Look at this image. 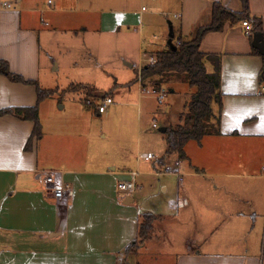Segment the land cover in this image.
Instances as JSON below:
<instances>
[{"label": "crops", "instance_id": "obj_1", "mask_svg": "<svg viewBox=\"0 0 264 264\" xmlns=\"http://www.w3.org/2000/svg\"><path fill=\"white\" fill-rule=\"evenodd\" d=\"M137 1L138 8L134 0H0V61L10 73L42 90L58 92L43 78V72L57 71L49 65L43 69L42 55L49 47L46 43L62 36L88 38L99 49L110 44L122 54L123 46L137 49L138 58L136 64L130 52L121 56V64L105 68L103 76H96L97 66L81 72L89 75L73 86L113 90L123 82L126 88L137 87L136 103L123 98L113 105L111 92L106 93L98 107L105 99L111 104L103 113L97 110L96 118L80 100L73 101L67 112L57 113L50 103L57 93L38 102L34 85L0 75V111L36 107L41 133L32 136L31 120L14 113L0 115V264H264V83H260L264 59L252 46L254 20L261 22L264 43V0H247L251 34L245 33L242 22L226 24L200 42L201 53L219 58L220 133L203 137L197 147L186 145L183 159L165 151L166 167L151 152L140 154L139 144L126 155L124 139L118 135L110 148L98 123L101 114L137 106L138 116L144 91L153 88L138 76L142 59L155 58L179 39L192 40L198 29L210 24L214 3L234 13L242 12V4L148 0V7H142L144 0ZM162 16L168 18V32L157 49L144 52L142 22L151 26ZM205 67L208 73L213 71L211 63ZM175 84L168 80L170 92ZM213 107L217 114L218 107ZM65 109L66 105L59 110ZM147 154L153 159L144 160ZM204 155H211L210 164L203 162ZM142 161L156 163L141 169ZM45 173H53L54 185L45 184ZM158 174L168 178L166 184L139 197V204L137 193L143 188L138 177ZM131 180L137 189L125 195L118 185ZM52 187L69 193L56 200ZM158 196L160 203L150 201ZM143 214L166 224L177 217L186 226L169 232L167 225L160 238L153 236L152 226L141 245L126 254L138 238ZM174 234L183 238L170 242Z\"/></svg>", "mask_w": 264, "mask_h": 264}, {"label": "rangeland", "instance_id": "obj_2", "mask_svg": "<svg viewBox=\"0 0 264 264\" xmlns=\"http://www.w3.org/2000/svg\"><path fill=\"white\" fill-rule=\"evenodd\" d=\"M134 8L140 7L139 2L134 0ZM138 3V5H137ZM148 0H144L142 3V7H148ZM144 7V8H145ZM146 19V18H145ZM160 20L155 18L154 22L150 24L151 26L147 25L145 20L142 22L143 24V38L144 41L142 42V50L144 52L151 53L157 49L162 37H165V33L168 32V18L162 16ZM164 21V22H163ZM162 26V27H161ZM167 29V31H166ZM165 32V33H164ZM88 40V41H87ZM84 41L83 37H79L77 40L71 39L69 36L60 37L55 41H50L46 43L49 46L47 49H43L42 55V64L43 69L49 65L51 70H56L55 73H44L43 78L47 79V84L50 86V89L58 88L57 94L51 98V105H53L56 109L57 113H65L67 112L69 105L73 101L81 100L84 102V107L89 109L94 117L97 115L98 106L102 103V100L107 96V94L111 95L113 100V105H116L123 100L124 102H134L138 99V92L136 90V86L133 85L126 88L121 82L118 87H113L115 89H101L100 91L90 90V89H83L81 86H74L72 88L73 91H68V88L71 85L76 84L81 76H87L89 74H81V72L89 71L93 67L97 66L96 76H100L101 71L105 68L112 69L113 65L121 64L122 60H120L121 56L128 55L131 53L130 58L138 64L137 58V49L133 50L132 48L124 47L125 52L119 53L116 46L110 47L108 46L99 49L97 43H92L88 38ZM149 41H153V45L149 43ZM130 52V53H129ZM49 53V57L46 58L44 55ZM151 55H147V58L142 59V63L140 68H143L144 65H147V59L152 58ZM149 57V58H148ZM50 58L53 59L52 64L50 62ZM155 59V58H153ZM107 64V66H106ZM94 72V74H95ZM139 72V71H138ZM46 75V76H45ZM128 75L131 76V72H128ZM103 76V75H102ZM101 78V77H98ZM133 76L130 77L132 79ZM183 77L171 76L170 78L166 77L160 85L162 87H158L157 90L150 88L148 89V93L146 90L144 91L143 98L140 100L139 103V115L135 116V109L138 108L135 106H129L125 108H117L113 112L108 115V109L106 110L105 114H101L102 122L99 121V125L103 128L105 133H107V142L110 148L115 145H110L111 141L115 138L116 135L124 139V147L126 155L130 152H134L136 149V145L139 144L140 154L151 152V154L155 157V159L164 160L165 167L168 163L167 157H165L166 151V141H165V133L159 132L160 128L166 127L171 128L178 124L179 118L182 114L187 112V104L191 101V98L195 92V89L190 88L186 82L182 80ZM120 80L121 76L119 77ZM176 81L175 87L173 88L174 92H170L171 86L168 85V80ZM155 80L159 81L160 78H155ZM154 79H149L147 81V85L153 86L152 83L155 81ZM98 87V86H97ZM155 91V93H153ZM163 91L165 93V97L161 103H158L157 99H155V94ZM125 92V94H121ZM107 93V94H106ZM123 95L122 97L119 96ZM66 105L65 110H59L60 108ZM216 108L213 107V111ZM137 110V109H136ZM156 125V128H151L152 124ZM169 126V127H168ZM120 129H123V134L120 135ZM138 130V131H137ZM199 142L196 141H189L186 145L187 147L196 146ZM197 147V146H196ZM221 148V147H219ZM218 148V149H219ZM217 149V150H218ZM211 155H204L203 162L210 164L211 162ZM143 160V158H142ZM146 160V159H144ZM147 161V160H146ZM152 163L156 162H146V164L142 161L141 169L147 168L148 166L151 167ZM158 172L165 170L163 167L161 170L157 169ZM168 178H164L163 176L159 175L155 177L149 176H142L138 177L137 184L142 182L143 190L138 192L137 195V202H140V198L149 195L151 192L155 191L158 192L160 183L166 184V180ZM140 197V198H139ZM158 200V201H157ZM161 200L159 196L154 198L153 202H159ZM141 203V202H140ZM139 203V204H140ZM142 204V203H141ZM149 204H145L144 206L147 207ZM143 207L142 208H146ZM160 214V213H158ZM186 223L183 219H178L177 217L169 218L168 223L164 221H155L153 222L154 226V233L153 236L155 238L162 237L161 231L165 229L168 225V231L171 232L174 228L176 231L180 229L181 226H186ZM159 232V233H158ZM169 237V236H168ZM171 238H179L182 239L183 235L181 234H174ZM173 245V243H172ZM176 245V244H174ZM166 247V246H165ZM203 250V249H202ZM133 252V251H132ZM131 253V252H130ZM129 254V253H128Z\"/></svg>", "mask_w": 264, "mask_h": 264}, {"label": "trees", "instance_id": "obj_3", "mask_svg": "<svg viewBox=\"0 0 264 264\" xmlns=\"http://www.w3.org/2000/svg\"><path fill=\"white\" fill-rule=\"evenodd\" d=\"M242 12L234 13L223 8L220 4L212 5L211 22L207 27L196 31L194 38L190 41L179 39L178 44L173 48L156 54L153 65H145L141 69V81L160 78L155 80L152 85L155 90L158 89L164 78L177 76L183 77L182 80L190 88L195 89L191 101L187 104V112L179 118L178 124L171 128H166L165 141L167 155L177 154L179 158H185L184 148L189 141L200 142L205 136L219 135L220 133V111L222 106V94L220 93V64L219 58L214 55H206L200 52L199 45L204 36L212 32H219L226 24H236L249 20L248 1L240 0ZM253 32L260 33L261 22L253 21ZM254 53H257L256 50ZM206 63H211L213 71H206ZM0 75H3L13 82L31 84L30 81H24L21 77L9 72L4 61H0ZM260 83H264V72L260 76ZM36 95L38 102L54 96L55 90H42L36 84ZM79 86V85H77ZM70 86L68 91H73ZM160 88V87H159ZM107 97V96H105ZM104 97V98H105ZM85 101L81 100L84 105ZM87 103V102H85ZM218 107V113L213 112V106ZM14 113L17 117L25 120H31L34 123L32 136L40 137V125L37 117V108L2 110L0 115ZM29 144L26 145V149ZM156 218L150 214H143L138 225V238L126 248L128 254L138 248L146 239L153 222Z\"/></svg>", "mask_w": 264, "mask_h": 264}, {"label": "built area", "instance_id": "obj_4", "mask_svg": "<svg viewBox=\"0 0 264 264\" xmlns=\"http://www.w3.org/2000/svg\"><path fill=\"white\" fill-rule=\"evenodd\" d=\"M242 26L246 29L245 33L247 35L251 34V28L250 26L248 25L247 22H242ZM147 65H153L155 63V59L153 58H149L147 59ZM142 69V68H141ZM141 69H139L138 71V76L141 78ZM148 93V92H146ZM155 93V91L153 92ZM156 95V99L158 101V103H161L165 97V93L163 91H160L158 93L155 94ZM111 104V99H105L103 104L99 107L98 109V112L99 113H103L105 108ZM152 128H156V125L153 123L152 124ZM145 159L146 160H152L153 159V156L151 154H147L145 156ZM132 177H134V175H132ZM44 182L47 186H51V185H54V175L53 173H45L44 174ZM118 188L121 192H123V194L125 195H129L131 193H133L137 187L135 185V183L133 182V180L129 181V182H123V183H120L118 185ZM53 193V196L56 200H61L63 197L67 196L69 191L63 187H52L50 189Z\"/></svg>", "mask_w": 264, "mask_h": 264}, {"label": "water", "instance_id": "obj_5", "mask_svg": "<svg viewBox=\"0 0 264 264\" xmlns=\"http://www.w3.org/2000/svg\"><path fill=\"white\" fill-rule=\"evenodd\" d=\"M252 46L257 49L258 53L263 57L264 59V43H263V38L262 35L258 32L254 33L253 35V41H252ZM264 72V70H263ZM166 129L161 128L159 129V132L165 133Z\"/></svg>", "mask_w": 264, "mask_h": 264}]
</instances>
